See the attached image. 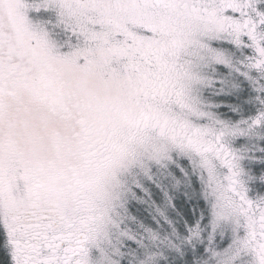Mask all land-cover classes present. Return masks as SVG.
<instances>
[{
    "label": "snow or ice",
    "instance_id": "obj_1",
    "mask_svg": "<svg viewBox=\"0 0 264 264\" xmlns=\"http://www.w3.org/2000/svg\"><path fill=\"white\" fill-rule=\"evenodd\" d=\"M221 65L264 105V0H0V264H121L129 177L174 153L207 175L213 232L233 225L205 264H264V196L231 143L264 108L221 119L202 96Z\"/></svg>",
    "mask_w": 264,
    "mask_h": 264
},
{
    "label": "rangeland",
    "instance_id": "obj_2",
    "mask_svg": "<svg viewBox=\"0 0 264 264\" xmlns=\"http://www.w3.org/2000/svg\"><path fill=\"white\" fill-rule=\"evenodd\" d=\"M215 83L202 91L203 98L214 105L221 119L233 124L256 116L257 98L252 82L239 72L221 65L210 70ZM241 86V94L237 87ZM220 93L218 98L212 93ZM240 97V98H237ZM246 178L259 184L264 181V134L255 130L238 136ZM175 162L153 180L142 174L129 177L133 191L125 198V220L122 228L136 237L124 239L121 264H140L153 253H162L159 264H205L209 248L223 253L235 240L233 225L224 224L213 232L214 200L208 195L207 175L190 157L174 153ZM142 185L136 188V184ZM163 213V215H161ZM199 226L200 239L187 243L190 229ZM160 234L161 241L152 242L148 230ZM3 236L2 230H0ZM240 234H243L241 230ZM211 237V239H210ZM172 241L179 247L169 246ZM249 259L250 258H246ZM211 264H216L213 260Z\"/></svg>",
    "mask_w": 264,
    "mask_h": 264
},
{
    "label": "flooded vegetation",
    "instance_id": "obj_3",
    "mask_svg": "<svg viewBox=\"0 0 264 264\" xmlns=\"http://www.w3.org/2000/svg\"><path fill=\"white\" fill-rule=\"evenodd\" d=\"M251 82H252L251 86L254 87L255 93L258 94V96L260 97L262 95V93L258 90L259 84H254L252 80H251ZM239 89H240V91H237V92H239L240 95L244 94L243 93L244 90L241 91V89H242L241 86L237 87V90H239ZM212 94H214V97L217 96L216 98H218V96L220 95L219 92L218 93H212ZM237 98H240V97H237ZM261 108H264V105H261L257 102L256 114L261 110ZM256 130L259 131L261 134H264V129L257 128ZM240 142L241 141L237 140L236 138H234L231 141L233 148H235L238 152H240L239 151ZM241 167L243 168L242 164H241ZM243 170H244V168H243ZM244 180L246 181V184L249 188V195L251 197L255 198L257 196H264V181H261V183L259 184L256 181H251V180L247 179L246 175H244ZM2 239H3V236L0 233V240H2Z\"/></svg>",
    "mask_w": 264,
    "mask_h": 264
}]
</instances>
